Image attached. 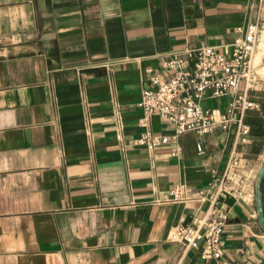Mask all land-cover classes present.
<instances>
[{
	"label": "crops",
	"instance_id": "1",
	"mask_svg": "<svg viewBox=\"0 0 264 264\" xmlns=\"http://www.w3.org/2000/svg\"><path fill=\"white\" fill-rule=\"evenodd\" d=\"M252 22L262 25L259 63L264 0H0V264H264V87L246 89L247 116L260 123L249 144H234V124L154 150L137 142L146 69L162 72L172 51L230 42ZM150 122L175 133L158 115ZM233 150L245 178L223 194L222 256L203 259L171 234L205 211ZM179 182L189 197L162 201Z\"/></svg>",
	"mask_w": 264,
	"mask_h": 264
},
{
	"label": "built area",
	"instance_id": "2",
	"mask_svg": "<svg viewBox=\"0 0 264 264\" xmlns=\"http://www.w3.org/2000/svg\"><path fill=\"white\" fill-rule=\"evenodd\" d=\"M262 25L252 22L234 28L232 40L219 46L199 45L169 52L159 58L162 72L146 69L141 98L138 105L142 116L138 125L142 129L137 142L154 150L176 140L185 132L197 134L227 131L235 125L234 144L251 142V127L247 111L255 103L247 96L246 89L264 87V57L259 63L254 56ZM231 95L232 99L222 109L205 105L207 98ZM158 115L173 124V136L156 133L150 118ZM172 155L180 153V146L170 148ZM235 150L230 154L223 174L215 175L209 205L205 211L178 224L172 231V240L181 241L186 248L201 247L203 259H219L225 248L223 230L229 217V204L223 199L228 191L239 193L245 178L243 166ZM236 178V180H234ZM188 186L179 182L163 194L162 201L187 199ZM196 197L202 198L198 191Z\"/></svg>",
	"mask_w": 264,
	"mask_h": 264
},
{
	"label": "water",
	"instance_id": "3",
	"mask_svg": "<svg viewBox=\"0 0 264 264\" xmlns=\"http://www.w3.org/2000/svg\"><path fill=\"white\" fill-rule=\"evenodd\" d=\"M264 175V162L260 166L255 181V202L257 208V217L261 228L264 230V206L262 197V179Z\"/></svg>",
	"mask_w": 264,
	"mask_h": 264
},
{
	"label": "trees",
	"instance_id": "4",
	"mask_svg": "<svg viewBox=\"0 0 264 264\" xmlns=\"http://www.w3.org/2000/svg\"><path fill=\"white\" fill-rule=\"evenodd\" d=\"M248 113V111H247ZM247 113H246V119H247V122L249 123L250 127H251V134H258L259 133V127H260V123L258 121L257 118H249L247 116ZM262 195H263V199H264V175H263V179H262Z\"/></svg>",
	"mask_w": 264,
	"mask_h": 264
},
{
	"label": "rangeland",
	"instance_id": "5",
	"mask_svg": "<svg viewBox=\"0 0 264 264\" xmlns=\"http://www.w3.org/2000/svg\"><path fill=\"white\" fill-rule=\"evenodd\" d=\"M259 56V55H258ZM258 56H257V58H258Z\"/></svg>",
	"mask_w": 264,
	"mask_h": 264
}]
</instances>
